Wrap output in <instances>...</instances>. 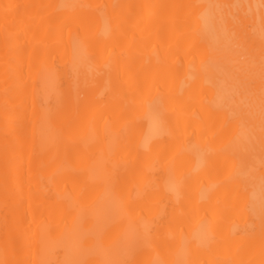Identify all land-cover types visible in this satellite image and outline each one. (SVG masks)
<instances>
[{"label": "bare ground", "instance_id": "bare-ground-1", "mask_svg": "<svg viewBox=\"0 0 264 264\" xmlns=\"http://www.w3.org/2000/svg\"><path fill=\"white\" fill-rule=\"evenodd\" d=\"M0 264H264V0H0Z\"/></svg>", "mask_w": 264, "mask_h": 264}]
</instances>
